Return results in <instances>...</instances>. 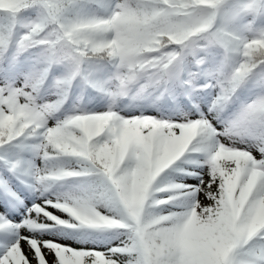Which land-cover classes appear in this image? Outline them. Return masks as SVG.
I'll use <instances>...</instances> for the list:
<instances>
[{"label": "snow or ice", "instance_id": "6c2138e0", "mask_svg": "<svg viewBox=\"0 0 264 264\" xmlns=\"http://www.w3.org/2000/svg\"><path fill=\"white\" fill-rule=\"evenodd\" d=\"M0 264H264V0H0Z\"/></svg>", "mask_w": 264, "mask_h": 264}]
</instances>
